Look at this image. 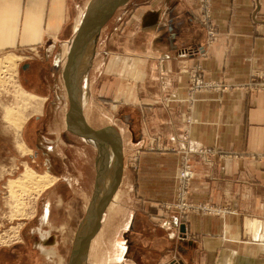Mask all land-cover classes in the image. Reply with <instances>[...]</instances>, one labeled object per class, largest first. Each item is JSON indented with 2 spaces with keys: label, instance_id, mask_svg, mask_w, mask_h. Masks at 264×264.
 <instances>
[{
  "label": "crops",
  "instance_id": "crops-1",
  "mask_svg": "<svg viewBox=\"0 0 264 264\" xmlns=\"http://www.w3.org/2000/svg\"><path fill=\"white\" fill-rule=\"evenodd\" d=\"M91 1L0 0V71H8L4 63L8 57L16 60L9 68L14 75L23 58L34 60L20 63L19 76L25 72L29 91L24 90L42 102L41 112L24 126L34 138L47 100L38 94L37 85L54 82L50 76L62 65V58L65 62L62 46L71 42ZM131 2L127 0L114 13L120 15L114 18L113 29L106 32L107 24L102 28L95 53L86 64L94 71L96 99L112 108H126L143 210L173 203L180 158L185 153L193 156L196 175L191 200L198 211L192 209L185 216L168 212L170 230L154 224L156 213L144 215L151 222L150 231L159 233L165 244L159 250V264L174 259L176 264H264V92L250 86L252 77L264 76V0H210L209 25L205 26L199 0H138L124 11ZM211 26L216 28L212 42ZM85 44L84 49L89 43ZM194 74L216 88L192 93ZM117 121L114 117L111 124L94 128L107 131V143L102 155L96 148L93 189L112 171L109 158L114 147L119 145L123 153V128ZM136 131L142 132L143 142L136 138ZM201 149L209 151L202 154L206 158L197 155ZM114 176L115 167L111 183ZM58 178L73 189L74 178ZM202 205L226 214L203 213ZM114 215L103 218L102 224L113 223ZM106 227L101 226L94 237L103 236L104 246L101 241L91 250L90 246L83 263L101 264L108 252L105 238L113 232ZM42 242L40 235L32 248L8 247L0 252V262L43 264ZM168 243L176 250L172 260ZM125 246L122 264H128L133 242Z\"/></svg>",
  "mask_w": 264,
  "mask_h": 264
},
{
  "label": "rangeland",
  "instance_id": "rangeland-1",
  "mask_svg": "<svg viewBox=\"0 0 264 264\" xmlns=\"http://www.w3.org/2000/svg\"><path fill=\"white\" fill-rule=\"evenodd\" d=\"M137 1L138 0H132L131 3H128L124 11L128 10L130 5L133 2L135 4ZM199 1V9L204 16L202 23L205 26V18L207 19L210 16L209 9L208 11H204L206 5L203 4L201 0ZM85 14L79 19L76 25V31ZM118 15L120 14L117 12V14L108 21L106 32L113 29L112 24L114 23V18ZM212 29L215 31L216 36V28L212 26ZM214 38L211 39L209 34L210 42H212ZM70 44L71 42L68 43V46L66 45L65 48L62 46V50L66 53L65 64ZM88 49H90L89 44L86 49L82 50L75 64L72 84L75 90V97L83 110L85 120H88L87 123H90V126L93 128H95L96 125H109L114 117L117 118V124L123 128L120 139L124 146L122 153L123 171L121 172L119 186L111 198L108 193L109 189L114 187L115 180H117L119 176L118 173H116L111 183L110 175L113 173L115 163L121 157H119V154H121L120 147L114 143V146L116 145L118 149V160L116 159L115 162L116 148L114 147V151L110 153L111 157L109 158L112 171L104 175L107 170L105 164L103 175L106 177H104V181L101 183L103 189L99 191L100 200H97L96 214L90 218V223H88V227L85 230L78 264H85L83 261L86 250L90 246H92L90 248L91 250L94 248V244L100 241L104 246L102 240L103 236L100 238V235L97 239L94 238L96 236L94 234L92 238V240L95 239L92 241L93 245H88L87 242L91 239V234L96 227L99 226L97 228L99 234L103 228H101V226L106 227V224L107 230L113 232L108 234L107 238H105L108 252L104 253L100 260L101 264H111L110 262H105L108 258L119 260L116 261L117 263L113 264L124 263V254L127 250L125 244L128 245L132 242L133 247L130 249L128 264H159V258L161 256L159 250H162L165 244L159 239V233L150 231L149 223L151 222H148L144 215L146 213L153 217L152 214L156 213L154 224L170 230L171 228L168 226L169 223L167 222L170 217L168 216V212H174L185 216L191 213L192 209L198 211V205L194 204L191 200L192 183L195 179L190 183L189 190L187 189L186 196L184 197V195L179 194L180 185L177 173L175 179V199L173 203L158 205L154 208L152 207V209L151 207L145 210L142 209L139 201L140 190L138 189V183H136L137 175L135 174L137 172L138 160L131 155L132 146L131 141H129L130 131L128 132L127 130V121L124 118L126 116V108H112V106H109V104L107 105L106 102H99L96 99L93 83L94 71L90 66L88 68L86 66L89 58ZM31 59L32 58H23L20 63L34 62V60ZM20 63L16 65L14 81L7 79L0 82V252L13 246L32 248L41 235L43 239L41 245L44 244L47 246L41 248L45 254L41 256L40 261L43 262V264H69L79 229L88 216V210L90 206H92L91 204L95 193H97L96 189H93V171L96 165H98V158L96 157L97 149L96 145L90 144L91 139H86L74 132L76 119L68 117V113L70 112V101L63 75L65 68L63 58L62 65L60 63L56 69L57 71L55 70L57 76H55V73L50 76L54 82L50 83V85H37L38 94L40 96H47V100L44 102L43 106L44 112L42 113L43 116H41V124L37 130L38 135L34 138L31 136L30 132L26 133L24 130L25 122L35 115L30 107L34 101L28 98H20L21 96L19 93H21V90L18 84L20 86L23 85V89L28 90L24 85L25 72L24 76L22 73V77H19L20 70H22ZM1 72L2 71H0V73ZM3 74L5 75L6 73ZM54 77L57 78V81ZM258 78L259 82L264 83V76L259 75ZM252 82L250 86L254 87ZM90 86H92V97L90 96ZM213 88H216V86L213 85V87L209 89ZM201 90L208 89L204 88L198 91ZM256 90L260 91L258 88ZM22 125V130L17 132L16 129L20 128ZM135 136L137 139L141 138V142H143L142 132L139 133V131H136ZM17 142H21L31 152L33 150V152L29 155H23L16 147ZM91 142L95 141L91 140ZM141 147L142 149L144 148L143 145ZM207 152L209 151L201 149L197 151V155L206 158L202 154ZM184 157L191 158L195 171V163H193L192 154L185 153L183 157L180 158L178 167H182ZM28 167L40 175L49 174L56 178L54 184L59 180L58 177L74 178L76 182L72 190L69 189L61 179L55 186L54 184L49 185V187L45 189L38 190L32 187V189H30L31 193L28 192L29 194L27 192V194H24L20 190L19 192L16 191L18 196L16 195L17 197L13 198L10 184L19 179ZM132 167H134V169ZM134 175L135 180L133 181L132 176ZM79 177L81 180H76V178L78 179ZM109 185L110 187L107 188ZM79 186H81V188ZM109 201L110 203L108 204ZM199 207V211L203 213L206 212L203 210L205 208L212 209L213 214L217 215H220L218 214L220 211L224 212L220 208L214 209L212 206L208 207L202 205ZM47 208L50 214L45 222L44 217L47 213ZM102 213L103 215L101 216ZM105 213L107 216L109 215V217L115 214L113 216V223H108L107 220L103 223L104 225L102 224L103 218L104 220L107 219V216L104 215ZM159 214L160 216H157ZM135 216L136 221L134 224ZM131 225H134V227L132 229L133 233L130 236L129 231H131ZM51 235L56 236L57 239L49 238ZM154 235H156V238H153ZM116 246H118L119 249L116 248ZM167 246L168 250H171V253H168L170 256L169 259L172 260L176 250L174 249V245L171 246L170 243H168ZM174 261L175 262L170 264L177 263L175 259ZM93 263H95V261H92L90 264ZM0 264L5 263L0 262Z\"/></svg>",
  "mask_w": 264,
  "mask_h": 264
},
{
  "label": "water",
  "instance_id": "water-1",
  "mask_svg": "<svg viewBox=\"0 0 264 264\" xmlns=\"http://www.w3.org/2000/svg\"><path fill=\"white\" fill-rule=\"evenodd\" d=\"M127 0H92L87 8L86 14L83 17V20L77 29L75 31V34L71 40L70 49L68 52L67 62L64 69V81H65V87L68 92L69 101H70V112L68 113V117L75 118L76 119V127L74 132L78 135L86 138L91 139L95 141L96 148L99 150L100 155L104 154V151L106 149V137L107 131L106 130H96L92 128L85 120L83 111L76 100L75 97V90L73 88V72L75 68L76 61L80 57V54L82 50L85 47V42L89 43L90 49L89 51V58L92 57L95 53V45L98 41L99 34L102 30V28L108 23V21L112 18L114 13L123 5L126 3ZM89 39V41H88ZM89 62V61H88ZM87 68L90 66L89 63L86 64ZM71 125V124H70ZM119 154L120 157V163L118 162V176L120 177L121 172L123 171V155ZM101 163V161H100ZM118 177V181L120 182V179ZM101 181H98L97 189L92 206H90V209L88 210V216L84 220L83 224L81 225L78 235L76 237L75 245L72 249L71 257L69 260V264H78V260L80 258V249L82 245V240L85 236V230L88 227V223H90V218L92 217V214L95 210V206L97 204V200L100 197L101 191ZM115 182L114 187L111 189L110 193L115 190L116 188ZM110 197V195H109ZM100 200V199H99ZM100 202V201H99ZM99 227V226H98ZM96 227L92 234L91 239L88 240L87 244H90V241L92 240L94 234L98 231ZM184 230V228H183ZM184 232V231H183Z\"/></svg>",
  "mask_w": 264,
  "mask_h": 264
},
{
  "label": "bare ground",
  "instance_id": "bare-ground-1",
  "mask_svg": "<svg viewBox=\"0 0 264 264\" xmlns=\"http://www.w3.org/2000/svg\"><path fill=\"white\" fill-rule=\"evenodd\" d=\"M3 60V59H2ZM16 60L14 59V58H12V57H8V58H6L5 60H4V63L9 67V68H11L12 67V65L14 64V62H15ZM2 65V64H1ZM9 68H8V71L6 70V71H3V72H1L0 73V82H3L4 80H7V79H9V80H12V81H14V78H15V75L12 73V71H10L9 70ZM3 73H6L5 75L3 74ZM15 85H16V83H15ZM18 86H19V88H20V90H21V93H19L20 94V98L21 99H23V98H25V99H32V101H34V102H32V104H31V106L30 107H32V109H33V113H35V114H37V113H40L41 112V109H42V102H41V100H39L40 98H38L37 96H35V95H32L31 93H28L26 90H24L19 84H18ZM18 88V89H19ZM19 92V91H18ZM22 128H23V126H20V128H18V129H16L17 130V132H19V131H21L22 130ZM17 149H18V151L20 152V153H22L23 155H29V154H31L32 152L24 145V144H22L21 142H17ZM115 150H116V153H115V162H116V159L118 160V158H117V152H118V149H117V147L115 146ZM111 163V162H110ZM117 167H118V162H116L115 163V176H116V173H118L117 171H118V169H117ZM115 176H114V178H115ZM56 181V178H54V177H52L51 175H49V174H45V175H40V174H38L37 172H35V171H33V170H31L29 167L28 168H26V170H25V172L24 173H22V175H21V177L19 178V179H17V180H15V181H13V182H11V184H10V189H12V194H13V198H16L18 195H17V192L16 191H18L19 192V190L22 192V193H24V194H27L28 192H30V189H32V187L33 188H37L38 190L39 189H45V188H47V187H49V185H53L54 184V182ZM117 182L118 183H116V188H115V190L112 192V194L110 193V191H111V189L112 188H110L109 189V195H110V197L112 198V196H113V194L115 193V191H116V189L118 188V186H119V181L117 180ZM112 186V185H111ZM36 189V190H37ZM103 189V188H102ZM23 190V191H22ZM27 192V193H26ZM31 193V192H30ZM23 194V195H24ZM29 194V193H28ZM17 195V196H16ZM20 195V194H19ZM110 203V201L108 202V204ZM101 205V204H100ZM97 209V207L95 206V210H94V212H93V214H92V217L96 214V210ZM49 214H50V212H49V210H48V208H47V213H46V215H45V217H44V221L46 222L47 221V219H48V217H49ZM103 215V213L101 214V216ZM3 242V241H2ZM97 242V241H96ZM56 243V242H55ZM97 244V243H96ZM93 245V244H92ZM120 245V244H119ZM118 245V246H119ZM45 246H47V245H44V244H42L41 245V248H45ZM94 246H95V244H94ZM118 246H116V248H118L119 249V247ZM92 247V246H91ZM115 248V249H116ZM117 249V250H118ZM116 261H119L118 259H110V258H108L107 260H105V262H110L111 264H113V263H117Z\"/></svg>",
  "mask_w": 264,
  "mask_h": 264
},
{
  "label": "built area",
  "instance_id": "built-area-1",
  "mask_svg": "<svg viewBox=\"0 0 264 264\" xmlns=\"http://www.w3.org/2000/svg\"><path fill=\"white\" fill-rule=\"evenodd\" d=\"M201 1L203 4L206 5V8H204V11H206V10L208 11L207 6L209 3V0H201ZM205 22H206V25H209V17L207 19L205 18ZM209 31H210L209 32L210 38L211 39L214 38L215 31L212 29V26L209 29ZM200 78L201 77L198 74H194L191 76L190 91L194 94L200 89H204V88L209 89V88L213 87L212 84L206 83L202 80V78L201 79ZM252 84L256 89L258 88V89H260V91L264 92V83L259 82L258 75L253 77ZM177 177H178V182L180 185L179 194L184 195V197H185L186 193H187V189L189 190L190 183L195 179V171H194L193 164H192L190 157H184L183 158L182 167L179 168ZM203 210H205L208 213H213L212 209L210 210L209 208H205ZM221 210H223V209H221ZM222 213L226 214L225 211L224 212L220 211L218 214L223 215Z\"/></svg>",
  "mask_w": 264,
  "mask_h": 264
}]
</instances>
